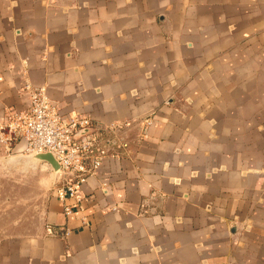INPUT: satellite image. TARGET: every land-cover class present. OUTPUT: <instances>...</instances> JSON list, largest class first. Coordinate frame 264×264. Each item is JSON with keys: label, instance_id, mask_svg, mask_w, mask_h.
<instances>
[{"label": "crops", "instance_id": "crops-1", "mask_svg": "<svg viewBox=\"0 0 264 264\" xmlns=\"http://www.w3.org/2000/svg\"><path fill=\"white\" fill-rule=\"evenodd\" d=\"M27 83L131 142L0 264H264V0H0V123Z\"/></svg>", "mask_w": 264, "mask_h": 264}, {"label": "built area", "instance_id": "built-area-1", "mask_svg": "<svg viewBox=\"0 0 264 264\" xmlns=\"http://www.w3.org/2000/svg\"><path fill=\"white\" fill-rule=\"evenodd\" d=\"M25 89L31 95L29 106L12 112L7 123H0V141L28 155L51 152L60 163L57 196L79 205L87 198L82 184L98 173L103 159L110 152L119 156L120 149L129 148L128 126L125 122L99 126L85 114L63 112L44 88L27 83ZM65 211L72 213L70 203Z\"/></svg>", "mask_w": 264, "mask_h": 264}, {"label": "rangeland", "instance_id": "rangeland-1", "mask_svg": "<svg viewBox=\"0 0 264 264\" xmlns=\"http://www.w3.org/2000/svg\"><path fill=\"white\" fill-rule=\"evenodd\" d=\"M18 157L0 158V238L40 233L47 204L60 184L47 162Z\"/></svg>", "mask_w": 264, "mask_h": 264}, {"label": "water", "instance_id": "water-1", "mask_svg": "<svg viewBox=\"0 0 264 264\" xmlns=\"http://www.w3.org/2000/svg\"><path fill=\"white\" fill-rule=\"evenodd\" d=\"M17 159L27 160L28 162H33V163L44 161L51 166V168L55 173H58V171L60 170V163L51 152L20 155Z\"/></svg>", "mask_w": 264, "mask_h": 264}]
</instances>
